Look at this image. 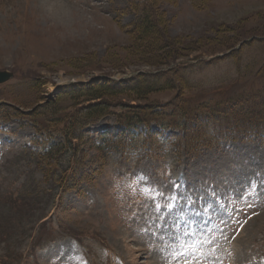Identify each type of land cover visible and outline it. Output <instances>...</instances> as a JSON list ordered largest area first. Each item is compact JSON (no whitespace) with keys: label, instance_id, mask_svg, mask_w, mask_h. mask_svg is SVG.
<instances>
[{"label":"rangeland","instance_id":"obj_1","mask_svg":"<svg viewBox=\"0 0 264 264\" xmlns=\"http://www.w3.org/2000/svg\"><path fill=\"white\" fill-rule=\"evenodd\" d=\"M252 35H264V0H0V70L14 73L0 85V264H264V124L191 131L170 111L263 86ZM149 71L161 73L146 92L99 88ZM131 106L161 121L145 113L149 127L99 150ZM64 132L72 144L39 160Z\"/></svg>","mask_w":264,"mask_h":264},{"label":"trees","instance_id":"obj_2","mask_svg":"<svg viewBox=\"0 0 264 264\" xmlns=\"http://www.w3.org/2000/svg\"><path fill=\"white\" fill-rule=\"evenodd\" d=\"M145 24L147 25V29H148V22L147 20H145ZM260 42H264V40L260 41ZM232 55V54H231ZM207 61H201L198 64L201 63H205ZM207 63H211V62H207ZM197 64V65H198ZM194 65L191 66H181L183 68L185 67H192ZM250 68V67H249ZM248 68V69H249ZM178 70V69H177ZM260 71L262 73H264V64L263 66L260 68ZM239 72V70L237 71V73ZM160 74L157 75H146V74H140L137 77H135L132 81L130 82H124V83H117V87L115 88V90L120 91V90H125L126 88H129L130 85H133V88L137 93L139 92H146L147 90H149L148 87H146L144 90L142 89V82H145L146 80H149L152 77L158 76ZM263 81V86H260L257 89H250L246 92L243 93H232L230 94V97H227L229 99L222 98V99H218V100H210L208 103L203 104L201 103L200 107H198V104L195 105L196 109H191L190 111H187L183 108H177L175 104L171 105V114H173V110L176 113L180 114V118H185V121L187 123H189L188 125H190V129L191 131H193L194 129H197V127H201L202 131L206 129L207 126H210L211 124H213L212 128L213 130H218L220 129L222 126L224 127L227 121H232L237 125V122L234 121V119H239L240 120L242 118H248L250 116L252 120H260V122L262 124H264V79ZM110 81H105V82H100V86L99 88L104 89L105 87H107L108 83ZM112 85V83H111ZM136 85V87H135ZM113 86V85H112ZM92 91L91 93V98H89L88 100L92 99V100H99L98 102H94L95 104L91 105V106H87L86 108L89 109V111H93L98 112V107L100 105L101 109L103 108V104L102 103V96L103 94L100 91H97L96 89L94 90H90L89 93ZM215 104V105H214ZM133 107V106H131ZM127 108V107H126ZM129 108V107H128ZM165 108V107H164ZM134 111L139 112V114H133V116L131 117H125V116H120V124H122L123 127L125 128H134V125H147L150 124L151 119L150 118H146L144 117L145 113L147 115H149V117H151V115L154 114V117L156 120L161 121L159 118V116H157V112H153L152 110H150L148 107H143V106H134L133 107ZM103 111V110H101ZM145 111V112H144ZM100 112V111H99ZM151 112V113H150ZM160 114V112H158ZM175 115V113H174ZM258 115L260 116V118H258ZM245 116V117H242ZM124 117V118H123ZM134 120V121H133ZM194 120L195 123L197 124V126H192V124L190 123V121ZM231 122V123H233ZM85 123H89V121H82L80 126L75 127L74 131L75 133H78L79 129H81ZM84 124V125H83ZM163 126L168 127L169 125H167V123H161ZM192 134V132H191ZM190 134V135H191ZM194 135H196V133H194ZM64 137H65V141H64V145H69L72 144V137L69 136V134L67 132H64ZM193 140L196 141V138L194 137H190ZM60 152V150H59ZM45 160V159H44ZM49 179H47L46 183H48ZM64 180H61L60 184H63Z\"/></svg>","mask_w":264,"mask_h":264},{"label":"snow or ice","instance_id":"obj_3","mask_svg":"<svg viewBox=\"0 0 264 264\" xmlns=\"http://www.w3.org/2000/svg\"><path fill=\"white\" fill-rule=\"evenodd\" d=\"M262 183H264V182H262ZM173 186H174V188H179L180 187V185H178V184H175V182H173ZM252 187L253 188H255L256 187V185H255V183L253 182V184H252ZM160 195H164L163 193H159ZM172 199H175V197H172ZM198 199H200L199 197H198ZM187 202L188 203H191L193 206H195V203H196V201L195 200H192V198H191V196H189L188 198H187ZM174 206V205H173ZM194 210H195V208H194ZM207 209H205V211H206ZM197 215H199V213H197ZM205 223H207V221H205ZM186 235H187V233H186ZM194 242H198V243H202L203 241H202V239L200 238V237H195L194 238ZM193 245H185V247H192ZM196 251H198L199 249H195ZM175 255V254H174ZM181 256H183V253H181L180 254ZM184 264H195V262L193 261V260H188V259H186L185 261H184Z\"/></svg>","mask_w":264,"mask_h":264},{"label":"water","instance_id":"obj_4","mask_svg":"<svg viewBox=\"0 0 264 264\" xmlns=\"http://www.w3.org/2000/svg\"><path fill=\"white\" fill-rule=\"evenodd\" d=\"M11 73L7 71H0V83L5 82L11 77Z\"/></svg>","mask_w":264,"mask_h":264}]
</instances>
